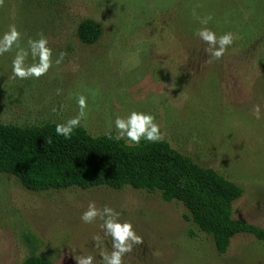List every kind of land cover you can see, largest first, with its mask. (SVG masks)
<instances>
[{
	"label": "rangeland",
	"instance_id": "obj_1",
	"mask_svg": "<svg viewBox=\"0 0 264 264\" xmlns=\"http://www.w3.org/2000/svg\"><path fill=\"white\" fill-rule=\"evenodd\" d=\"M209 15L207 27L217 36L235 37L211 63L208 45L196 35L204 27L200 18ZM87 18L102 29L93 44L77 34ZM12 24L23 46L29 37H47L53 65L39 79L21 80L12 74L14 51L0 55V123L66 122L79 111V94L88 103L81 126L93 136L110 126L116 136L115 118L132 110L151 113L173 148L243 188L231 217L264 226V0H5L0 35ZM61 51L67 54L57 65ZM90 201L112 207L142 236L124 264H264V240L238 233L219 254L184 218L181 203L156 192L129 186L33 191L3 172L0 264H21L30 255L77 264L74 255L81 254L101 264L92 236L103 235L102 222L81 220Z\"/></svg>",
	"mask_w": 264,
	"mask_h": 264
},
{
	"label": "trees",
	"instance_id": "obj_2",
	"mask_svg": "<svg viewBox=\"0 0 264 264\" xmlns=\"http://www.w3.org/2000/svg\"><path fill=\"white\" fill-rule=\"evenodd\" d=\"M93 19L82 20L79 39L95 43L101 35ZM56 123L16 126L0 123V172L10 173L33 191L78 187L111 189L132 187L156 192L167 201L181 203L196 229L208 236L219 254L238 233L264 240V226L233 219V202L243 188L212 167L173 148L166 140L137 144L90 135L82 126L71 138L55 134ZM21 264H53L44 256L30 255Z\"/></svg>",
	"mask_w": 264,
	"mask_h": 264
},
{
	"label": "clouds",
	"instance_id": "obj_3",
	"mask_svg": "<svg viewBox=\"0 0 264 264\" xmlns=\"http://www.w3.org/2000/svg\"><path fill=\"white\" fill-rule=\"evenodd\" d=\"M5 0H0V7L4 6ZM195 15V11L193 12ZM212 20L209 15L200 18V23L204 25L197 30L196 35L208 45L205 52L209 56L208 63L213 60H220L229 46L234 43V35L226 32L217 36L211 28L207 27ZM22 33L15 24L9 25L7 31L0 35V55L14 51L12 59V74L14 78L21 80L40 77L46 75L53 65V50L48 46L47 37L42 33L37 38L29 37L26 46L21 44ZM67 53L61 51L55 63L59 65ZM29 56L31 63L28 62ZM60 94V90H57ZM79 111L76 116L66 122L56 123L55 134L65 139H70L77 127L81 126V121L87 118L86 109L88 107L87 97L83 94L77 96ZM53 111H56L54 108ZM253 115L260 118V106H253ZM116 129V140L126 139L132 144H139L142 139L148 142H158L162 140L163 134L160 125L156 122L155 116L151 113L132 110L126 116H117L114 120ZM106 135L113 138L111 126ZM99 219L102 223L100 228L103 235L92 236L94 247L99 249L101 264H124V256L131 253L134 246L142 244L143 238L135 231L130 221L121 220L120 213L112 207L104 205L98 208L95 201H90L85 211L81 214V220L86 224H91ZM110 243V249L106 244ZM74 252V250H73ZM77 264H93L95 257L92 254L74 255Z\"/></svg>",
	"mask_w": 264,
	"mask_h": 264
}]
</instances>
